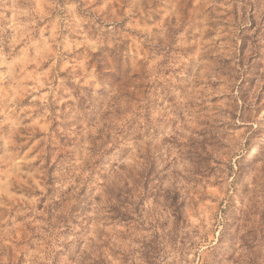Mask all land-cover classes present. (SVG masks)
I'll use <instances>...</instances> for the list:
<instances>
[{
	"label": "rangeland",
	"instance_id": "374dc122",
	"mask_svg": "<svg viewBox=\"0 0 264 264\" xmlns=\"http://www.w3.org/2000/svg\"><path fill=\"white\" fill-rule=\"evenodd\" d=\"M0 264H264V0H0Z\"/></svg>",
	"mask_w": 264,
	"mask_h": 264
}]
</instances>
